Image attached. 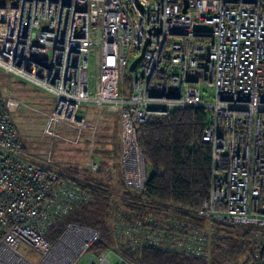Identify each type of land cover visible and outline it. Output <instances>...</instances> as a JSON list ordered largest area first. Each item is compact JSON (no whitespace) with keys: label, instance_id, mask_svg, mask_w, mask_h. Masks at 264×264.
<instances>
[{"label":"built area","instance_id":"1","mask_svg":"<svg viewBox=\"0 0 264 264\" xmlns=\"http://www.w3.org/2000/svg\"><path fill=\"white\" fill-rule=\"evenodd\" d=\"M0 69L49 93L53 122L81 124L82 106L117 112L121 183L137 192L146 182L137 126L174 110L207 111L209 192L194 215L256 230L254 257L264 264L262 0L0 1ZM61 173L24 150L0 95V264H77L99 239L98 229L72 222L46 236L89 198L82 181ZM190 238L186 251L200 255V234ZM106 252L129 264L113 246L87 264H108Z\"/></svg>","mask_w":264,"mask_h":264},{"label":"trees","instance_id":"2","mask_svg":"<svg viewBox=\"0 0 264 264\" xmlns=\"http://www.w3.org/2000/svg\"><path fill=\"white\" fill-rule=\"evenodd\" d=\"M207 122V111L181 109L167 117L149 118L137 126L136 141L146 172L140 192L123 184L121 193L110 190L111 177H106L108 172L96 162L95 171L54 165L60 172L82 181L81 188L89 198L59 217L46 236L55 238L66 223L72 222L99 230V239L89 253L107 249L117 237L116 252L129 264H259L254 257L259 248L251 231L232 230L212 222H208L209 229L204 227L207 221L194 215L209 192L210 146L201 140ZM115 167L121 181L118 159ZM194 234H200L202 239L199 242L203 252L198 256L186 251L185 243ZM176 241L181 245L170 247Z\"/></svg>","mask_w":264,"mask_h":264},{"label":"rangeland","instance_id":"3","mask_svg":"<svg viewBox=\"0 0 264 264\" xmlns=\"http://www.w3.org/2000/svg\"><path fill=\"white\" fill-rule=\"evenodd\" d=\"M94 73L93 62L90 59V81H92L91 74ZM206 88L202 87V97L209 101L212 98V91H208ZM0 95L7 108L8 115L15 125L17 135L23 143L24 150L33 159L40 161L49 157L55 166L73 165L82 170L85 167L88 168L90 162H96L103 168L108 169V174L111 175L110 190H113V192L118 191V193L123 191L120 185L122 184L120 183V177H117L115 171L117 161L115 154L118 143L117 124L114 119L101 121L99 118V116H104L106 113L117 115V112L93 106H82L79 110L82 118L81 124L75 125L63 120L53 122L51 115L52 96L2 69H0ZM85 172L87 173L86 170ZM63 173L62 171L61 174ZM149 173L150 169L147 167V174ZM108 213L111 214V209ZM202 222L205 221L202 220ZM109 223H112V217L109 218ZM208 224V222H205L204 227L208 228L210 226ZM224 227L232 230L234 228L249 230L253 241L258 236V232L254 229L231 225H224ZM205 233L208 235L210 230ZM118 245L119 241L116 239L111 246L117 249ZM21 250L29 257H38L37 253L28 244L22 243ZM105 254L108 264H116L117 260L113 253L106 252ZM91 257L90 253H86L77 264H87V258Z\"/></svg>","mask_w":264,"mask_h":264},{"label":"crops","instance_id":"4","mask_svg":"<svg viewBox=\"0 0 264 264\" xmlns=\"http://www.w3.org/2000/svg\"><path fill=\"white\" fill-rule=\"evenodd\" d=\"M100 120L101 121H111L112 119H114L116 121V124H117V136H118V143H117V150H116V155H118V160H119V115L117 113V115L115 114H112V113H106V115H102V116H99ZM103 148V147H101ZM107 149V148H105ZM110 150V149H109ZM106 172H109L108 169L106 168H103ZM118 175H120V171H118ZM108 176V173L106 174V177ZM111 177V175H109Z\"/></svg>","mask_w":264,"mask_h":264},{"label":"water","instance_id":"5","mask_svg":"<svg viewBox=\"0 0 264 264\" xmlns=\"http://www.w3.org/2000/svg\"><path fill=\"white\" fill-rule=\"evenodd\" d=\"M185 7H186V4H185V6L183 7V11H185ZM140 59H141V55H139L138 57H136V58L131 62V64L129 65V69H133L134 66L140 61ZM263 248H264V242H263V244H262L260 250H262Z\"/></svg>","mask_w":264,"mask_h":264}]
</instances>
